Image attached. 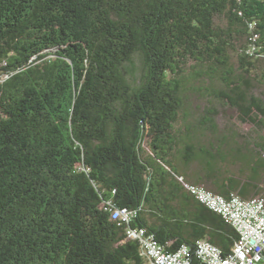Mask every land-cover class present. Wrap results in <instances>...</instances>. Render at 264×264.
<instances>
[{"label":"trees","instance_id":"obj_1","mask_svg":"<svg viewBox=\"0 0 264 264\" xmlns=\"http://www.w3.org/2000/svg\"><path fill=\"white\" fill-rule=\"evenodd\" d=\"M188 183L264 195V0H0V264H147L115 207L227 253Z\"/></svg>","mask_w":264,"mask_h":264},{"label":"built area","instance_id":"obj_2","mask_svg":"<svg viewBox=\"0 0 264 264\" xmlns=\"http://www.w3.org/2000/svg\"><path fill=\"white\" fill-rule=\"evenodd\" d=\"M186 187L236 229L235 244L227 253L207 239L197 240L194 249L186 243L170 249L171 242L165 246L146 228L129 226L138 216L137 209L112 208L113 220L126 226L129 239L139 242L147 264H194L193 257L203 264H264V195L242 198L238 193H232L224 197L204 185L188 183Z\"/></svg>","mask_w":264,"mask_h":264},{"label":"rangeland","instance_id":"obj_3","mask_svg":"<svg viewBox=\"0 0 264 264\" xmlns=\"http://www.w3.org/2000/svg\"><path fill=\"white\" fill-rule=\"evenodd\" d=\"M235 115V111L231 110V109H226L224 108V111H223V116L226 117V118H229L230 116L233 117ZM223 117L221 118V121H222ZM242 131L243 132H247L248 129H249V126L247 125H242Z\"/></svg>","mask_w":264,"mask_h":264},{"label":"crops","instance_id":"obj_4","mask_svg":"<svg viewBox=\"0 0 264 264\" xmlns=\"http://www.w3.org/2000/svg\"><path fill=\"white\" fill-rule=\"evenodd\" d=\"M263 185V184H262Z\"/></svg>","mask_w":264,"mask_h":264}]
</instances>
